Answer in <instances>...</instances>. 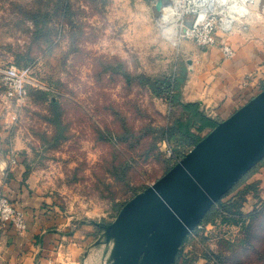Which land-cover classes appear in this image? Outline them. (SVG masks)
I'll return each instance as SVG.
<instances>
[{"label":"rangeland","instance_id":"1","mask_svg":"<svg viewBox=\"0 0 264 264\" xmlns=\"http://www.w3.org/2000/svg\"><path fill=\"white\" fill-rule=\"evenodd\" d=\"M153 5L0 0V68H31L23 102L4 100L0 82V102L7 106L3 143L35 190L94 230L108 248L105 264L113 246L103 238L106 228L178 163L167 145L176 159L193 149L190 139L174 135L169 141L164 131L182 114L166 83L179 92L187 61L201 49L172 34L191 24L195 5L175 0L171 19L163 22L154 18ZM217 12L225 19L224 10ZM231 17L234 31L221 33L225 40L245 30L243 17ZM263 171L264 160L221 200L233 211L255 212L248 232L212 209L207 231L185 240L176 264H264V180L257 177Z\"/></svg>","mask_w":264,"mask_h":264},{"label":"crops","instance_id":"2","mask_svg":"<svg viewBox=\"0 0 264 264\" xmlns=\"http://www.w3.org/2000/svg\"><path fill=\"white\" fill-rule=\"evenodd\" d=\"M152 1L154 18L167 21L172 0ZM247 8L245 30L223 39L235 57L227 60L219 47H201L187 61V77L179 88L182 102L199 103L219 123L264 89V0H254ZM6 108L0 102V194L25 212L28 229L20 234L11 225L0 226V264H105L106 249L97 245L94 230L63 213L51 195L35 190L23 164H10L3 143L8 138L3 130ZM258 175L264 180V171Z\"/></svg>","mask_w":264,"mask_h":264},{"label":"water","instance_id":"3","mask_svg":"<svg viewBox=\"0 0 264 264\" xmlns=\"http://www.w3.org/2000/svg\"><path fill=\"white\" fill-rule=\"evenodd\" d=\"M263 160L264 89L123 208L103 236L113 245L107 264H176L185 240Z\"/></svg>","mask_w":264,"mask_h":264},{"label":"built area","instance_id":"4","mask_svg":"<svg viewBox=\"0 0 264 264\" xmlns=\"http://www.w3.org/2000/svg\"><path fill=\"white\" fill-rule=\"evenodd\" d=\"M180 1L183 2L184 5H188V2L191 0ZM197 1L199 2L201 0ZM253 1L254 0L249 2L248 5L252 4ZM172 2L173 4L170 7L171 9L175 6V0H172ZM247 2L248 0H234V2L231 0V3L237 4L241 10H245V7L248 6ZM214 5L215 3L207 5V3L200 2L195 4L193 13L194 17L191 24L186 26L183 23L180 32L177 30L178 27L176 25V31L172 34L175 37H179L180 40L187 39L194 41L202 48L219 47L222 50L225 59H232L235 57L236 51L230 44H227L223 40V36L220 34L223 33L227 35L233 31V20L226 22V18H220V14L217 12V7ZM235 15L239 14L236 13ZM167 19L170 20V18ZM167 26H169V22ZM0 82L2 84V88L4 89V100L11 102H23L28 97L29 85L31 84V68L28 66L23 69L16 66L2 67L0 68ZM167 151L169 157L174 158L178 163L186 156L185 155L182 158L176 159L174 149L171 145H167ZM10 164L12 166L17 164V159L14 156H11ZM220 202L215 206L219 210ZM220 211L221 214L227 218L239 219V217L233 213L225 210ZM250 214H252V212H243V221L237 224V227H243L247 223L248 216ZM0 225L2 227L11 225L20 234H24L28 229V221L25 212L18 209L9 197L2 194H0ZM208 226H210V224L201 223L191 235L195 234L197 231L206 232Z\"/></svg>","mask_w":264,"mask_h":264},{"label":"trees","instance_id":"5","mask_svg":"<svg viewBox=\"0 0 264 264\" xmlns=\"http://www.w3.org/2000/svg\"><path fill=\"white\" fill-rule=\"evenodd\" d=\"M166 85L168 86V89H167L168 94L170 93L171 95V103L173 104V106L178 104V106L182 110V114L180 118L177 119L176 122L174 123L173 128L169 130H165L164 133L169 141L171 140L170 138L173 137L174 135L186 137L190 139V141H192V147L194 148L203 139L201 138L199 134L213 131L218 126L219 122L215 120L214 118L210 117L204 111V109L201 107L199 103L182 102L180 99V94H178L179 92L176 93V86L172 82L168 84L166 83ZM219 205H220V210H225L239 217V219L238 218H235V219L227 218L221 214V211L219 209L214 207L213 209L215 208L217 209L216 213L218 214V216H221L223 218L224 222H231L234 224H239L240 222L243 221V217H242L243 212L241 211L236 212V211L231 210V207H230L231 203L220 202ZM210 214H208L205 217L202 223L209 224L212 222V221H209L212 215ZM254 216H255V212L248 216V221L243 227L245 233L248 232ZM215 217L216 216H214V218Z\"/></svg>","mask_w":264,"mask_h":264},{"label":"bare ground","instance_id":"6","mask_svg":"<svg viewBox=\"0 0 264 264\" xmlns=\"http://www.w3.org/2000/svg\"><path fill=\"white\" fill-rule=\"evenodd\" d=\"M212 1L213 0H201L199 2L200 3H207V5H209V4H211ZM248 1H250V0H248ZM199 2L197 0H191L189 4L191 6H193ZM232 2H234V0H232ZM214 3H215L214 6L219 7L225 11L226 22L233 20L231 17L233 14L238 13L241 17H244V16L249 14V9L247 7H245V10H241V9H239L237 4L231 3V0H214ZM176 6H177V4H176ZM176 6H174V8H172V9L169 8L168 10H166V12H165L166 19L173 14V11L176 9ZM227 6H229V8H226ZM228 10H231L232 12L231 11L227 12Z\"/></svg>","mask_w":264,"mask_h":264}]
</instances>
